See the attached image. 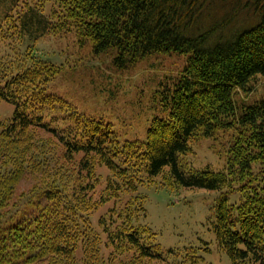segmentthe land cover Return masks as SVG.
<instances>
[{
  "label": "trees",
  "instance_id": "16d2710c",
  "mask_svg": "<svg viewBox=\"0 0 264 264\" xmlns=\"http://www.w3.org/2000/svg\"><path fill=\"white\" fill-rule=\"evenodd\" d=\"M46 1L0 0V102L13 105L0 118V139L26 150L31 134L44 132L76 162L77 173L49 186L47 207L24 211L6 231L0 264H200L197 248L164 250L138 221L146 215L138 185L151 183L212 191L218 249L232 264H264V0H51L48 11ZM45 33H73L95 55L110 56L117 70L156 53L184 56L180 72L156 88L160 113L143 138L121 139L106 121L79 114L47 90L59 66L29 42ZM258 86L260 96L246 100ZM203 138L225 140L221 169L188 163ZM44 154L41 144L26 165L38 168ZM100 166L108 174L96 199ZM17 171L0 170V206L15 182L29 178ZM41 194L28 189L19 201ZM15 233L24 238L12 251Z\"/></svg>",
  "mask_w": 264,
  "mask_h": 264
},
{
  "label": "rangeland",
  "instance_id": "374dc122",
  "mask_svg": "<svg viewBox=\"0 0 264 264\" xmlns=\"http://www.w3.org/2000/svg\"><path fill=\"white\" fill-rule=\"evenodd\" d=\"M51 6L52 1L47 0L46 11ZM29 42L34 43L37 55L59 66L57 73L47 84V90L67 101L79 114L106 121L121 139L145 136L152 117L160 113V106L156 104L155 98L157 86L168 76L178 74L184 64V56L178 53H156L128 68L117 70L111 65L110 56L95 55L91 52L90 45L78 43L73 33L64 36L45 33ZM261 92L262 88L258 86L245 99L251 101L260 96ZM12 108V104L1 101L0 118L6 120L11 115ZM25 143L28 146L26 150L23 147L18 149L17 145L10 144L6 139H0L1 173H12L16 167L17 173H29V178L25 181H17L11 186L9 199H5L0 206V240L12 224L20 220L24 211L31 210L35 214L47 207L44 192L49 186L65 179L70 182L74 179L70 174L77 173L76 162L62 154L61 144L50 135L33 132ZM41 144L49 157L44 154L43 164L30 169L26 163H29V158H34ZM225 149L226 142L223 138H203L194 143L187 161L197 168L210 166L219 170L225 164ZM21 150H24L23 155ZM17 153L22 155V159L14 157ZM73 158L78 160L79 156ZM94 173L101 175V183L94 189L93 197L97 199L103 194V179L108 172L105 167L100 166ZM82 174L80 172L81 178L75 184L82 181ZM28 189L30 192L34 190V195L42 190V194L29 202L19 201L22 200V192H27ZM137 191L145 197L146 208L145 217H140V213L138 221L155 232L162 249L193 246L202 257L200 264H232L229 256L216 246L211 229L210 221L214 217L211 208L212 191L196 188L170 191L159 183L139 184ZM235 196H232V200ZM15 200L18 202L14 207ZM110 204L111 201L97 208L94 215L97 217L103 213ZM23 238L21 233H15L9 241V249L14 251L20 247ZM55 255L59 263L64 262L59 254ZM51 261L54 264L55 260Z\"/></svg>",
  "mask_w": 264,
  "mask_h": 264
}]
</instances>
